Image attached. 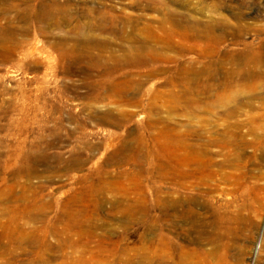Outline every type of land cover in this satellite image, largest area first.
<instances>
[{"label":"rangeland","instance_id":"obj_1","mask_svg":"<svg viewBox=\"0 0 264 264\" xmlns=\"http://www.w3.org/2000/svg\"><path fill=\"white\" fill-rule=\"evenodd\" d=\"M244 1L221 9L212 43L185 23L206 18L185 0H0V142L45 154L26 172L29 206L41 212L27 218L26 264L69 254L103 264L112 253L152 264L138 257L170 250L172 183L188 211L173 236L192 264L264 263V0ZM94 12L141 13L138 27L153 20L154 32L108 18L88 32L104 40L96 47L74 29ZM167 12L184 19L173 34L157 25ZM219 202L242 216L230 240L217 234Z\"/></svg>","mask_w":264,"mask_h":264},{"label":"bare ground","instance_id":"obj_2","mask_svg":"<svg viewBox=\"0 0 264 264\" xmlns=\"http://www.w3.org/2000/svg\"><path fill=\"white\" fill-rule=\"evenodd\" d=\"M202 1L203 4L198 7L194 6L189 0H185L184 7L187 10L186 12H198L202 16L204 15V17H206L205 20L198 21L197 19H192V17L187 14L184 15L185 23L190 26H203V31L205 33L202 35L203 37L201 35L199 36L203 39L205 38L207 41H211L212 43H214V39L217 37L214 34V29L220 23L225 21L220 13L221 9L232 7V0H210V2L207 0ZM149 2L153 3V0H149ZM199 2L202 3L201 1ZM205 2L206 4H204ZM252 2L253 0L244 1V7L246 9H250ZM155 4H158V2L155 1ZM96 13L97 15L90 17L89 21L77 24L74 28L77 32V36H79L80 39H83V42L91 43L96 47L103 46L105 44L104 40L99 39L97 36L89 35L88 32L93 33V31H95L96 29L101 28L103 25L107 24L108 18L110 19V21H118L122 24L120 31L124 30L128 26L129 22H133L135 25L134 28L136 30L154 32L153 20H145L144 22H142V27H138V23L141 22L142 19L141 13L134 16L124 15L122 12H94V14ZM167 13L168 16L166 17L168 18L164 17L157 20V25L165 32L173 34L175 33V25L177 24V19H184L179 18V14H177V12ZM52 15L56 16L58 14L53 13ZM40 16L45 17V14L41 13ZM93 20H95V22H93ZM69 22V19L60 21L57 18L55 20V25L56 27H61L63 24ZM167 23L170 24H168L169 27L167 26ZM183 25L186 26V24ZM142 47L147 48L146 41H143ZM140 49H138L139 52H141ZM154 49L155 48H149L148 50L154 51ZM78 50V47L72 48V52L74 54L78 53ZM145 50L147 49H144L142 51ZM0 59L2 61L5 60L3 57H1ZM8 66L10 65L8 64ZM5 70H7V73H9L10 75L16 73V70L12 69L11 67H5ZM185 73V69L183 68L182 74ZM6 142L7 140H3L2 142H0V264H26V245L30 241V236L26 226L27 218L31 213L35 214V219L41 218L40 210L35 209L36 205H34L32 208H30L31 206H29V202H31V200L27 192L26 172L28 171V164L30 161L32 164H39L41 161H43L45 154H43L41 147L37 144H35L30 149V151L26 152V155L24 154V152H21V150L15 151L13 154L8 153V151L5 149V147H7ZM189 149L194 153H197L198 155L202 151V148H200V146L194 145H190ZM53 157L60 158L61 156L53 155ZM198 166L199 163L196 165V167ZM31 168L33 169L32 166ZM239 179V177H236L234 183L239 184ZM175 188L176 184L172 183L170 194L168 197V226L171 233L170 250L166 253L160 252L159 244L158 242H155L159 249L156 247V249L153 250V252L149 253L147 256L144 254L139 255V259H147L152 264H192L190 260L191 253L186 251L182 245L176 243L173 236V234L178 230L177 217L180 216V218L184 219L188 212L187 210H177V208L179 209L180 204H182V200H179V198L175 195ZM214 210L218 236L230 240V237H232V231L236 229L235 224L241 222L242 220L240 212H232V206L228 202H219L214 207ZM128 211L131 215L135 214V211L132 207H130ZM74 217V214H69V218H72V220H74ZM186 223H190V225L188 226H190L192 230H195L197 235L199 234L198 232L202 231L199 223L196 224L197 222H193V220H190ZM181 230L182 232H186L187 228L182 227ZM211 254H213V251L209 253L210 261L213 258ZM99 257L103 260V264H130L136 258L133 254L115 253ZM93 259L97 258L93 256H88L87 258H85V255L83 254H69L62 259V264H68L69 262H75L76 264H96V262L98 261L94 262L92 261Z\"/></svg>","mask_w":264,"mask_h":264}]
</instances>
